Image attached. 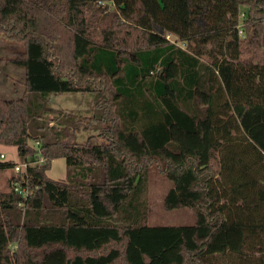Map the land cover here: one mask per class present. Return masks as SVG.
Instances as JSON below:
<instances>
[{
	"label": "trees",
	"instance_id": "obj_1",
	"mask_svg": "<svg viewBox=\"0 0 264 264\" xmlns=\"http://www.w3.org/2000/svg\"><path fill=\"white\" fill-rule=\"evenodd\" d=\"M0 36L23 71L0 144L44 158L0 193V264H264V0H0ZM63 92L89 113L48 118ZM153 162L192 223L146 222Z\"/></svg>",
	"mask_w": 264,
	"mask_h": 264
},
{
	"label": "rangeland",
	"instance_id": "obj_2",
	"mask_svg": "<svg viewBox=\"0 0 264 264\" xmlns=\"http://www.w3.org/2000/svg\"><path fill=\"white\" fill-rule=\"evenodd\" d=\"M245 9L246 7L242 6L241 12ZM242 19L243 14L240 15V24L243 25L244 22H242ZM242 34V36H245L244 31ZM19 48L20 45L17 42L6 40L0 36V98L7 100L16 99L22 94V68L6 61V59L12 57ZM92 100L93 94L91 92L49 94L46 98L48 109L47 116L48 118H52L58 110L88 114V111L92 107ZM91 134H95V131L80 130L76 133L74 140L76 142H84ZM0 153H3L4 160H12L13 162L22 160L17 154L16 147L13 145L0 144ZM147 170L146 192L143 194L148 201V216L146 222L150 225H179L192 223V209L178 208L167 210L163 207L162 199L166 190L170 187V181L157 170L154 162L148 166ZM46 173L52 179L65 178L66 163L64 157L52 159L50 168ZM11 175H14L12 168H0V193L8 191V179ZM219 261L222 264H240V262L232 256H224L219 258Z\"/></svg>",
	"mask_w": 264,
	"mask_h": 264
},
{
	"label": "built area",
	"instance_id": "obj_3",
	"mask_svg": "<svg viewBox=\"0 0 264 264\" xmlns=\"http://www.w3.org/2000/svg\"><path fill=\"white\" fill-rule=\"evenodd\" d=\"M37 144V142H35ZM0 160H4L3 153H0ZM44 158L40 156L37 160H20L14 162L12 169L14 174L17 176L11 180L12 188L15 192H17L22 197H27V195L31 192L27 187V168L28 166L35 164H42Z\"/></svg>",
	"mask_w": 264,
	"mask_h": 264
}]
</instances>
